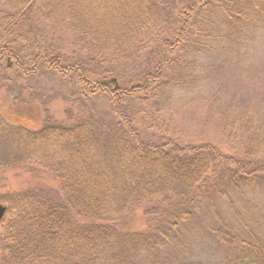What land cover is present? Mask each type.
<instances>
[{
	"label": "trees",
	"instance_id": "trees-1",
	"mask_svg": "<svg viewBox=\"0 0 264 264\" xmlns=\"http://www.w3.org/2000/svg\"><path fill=\"white\" fill-rule=\"evenodd\" d=\"M263 30L264 0H0V89L53 73L88 108L37 130L0 116V172L34 180L2 200L0 264H196L198 234L216 264H264V227L221 214L231 194L264 191L261 91L235 104L224 83L212 92L221 145L186 140L160 115L171 89L197 83L195 59ZM94 97L108 109L89 110ZM138 208L145 227L118 229Z\"/></svg>",
	"mask_w": 264,
	"mask_h": 264
},
{
	"label": "rangeland",
	"instance_id": "rangeland-1",
	"mask_svg": "<svg viewBox=\"0 0 264 264\" xmlns=\"http://www.w3.org/2000/svg\"><path fill=\"white\" fill-rule=\"evenodd\" d=\"M264 31V30H263ZM251 31L247 40L240 41L241 49L227 50L226 57L209 55L204 59V55L194 60L196 71L194 75L197 83L185 89H171L166 99L162 103L163 109L160 112L162 119L167 124L172 125L175 134L192 142L208 140L221 145L226 131L221 128L219 118L213 113L211 105V94L222 86L223 83L229 92L236 99L231 102H241L246 99L251 92L260 90L258 101L264 105V32ZM223 62V64H222ZM206 73L211 77L209 71L221 72L222 79H217L210 85L204 83ZM75 89L59 76L48 73L37 79L31 80L26 88L19 89L17 86L9 89H0V116L8 123L23 126L30 130H37L42 127L47 116L51 120L68 124L78 115L88 111L83 106L79 98L73 97L70 100L67 96ZM259 94V95H260ZM243 98V99H240ZM106 103L101 98H93L90 102V109L94 113H100L108 109ZM216 115V116H215ZM170 118V120H169ZM144 135L149 136L144 132ZM243 132H237L235 138L229 143L239 150L244 146ZM224 148H227L225 146ZM31 174L18 171L0 172V204L3 198L12 191L22 189L33 182ZM45 184L56 187L57 183L50 178H45ZM231 203L221 204V214H225L230 222L251 226L264 227V191L241 189L240 192L231 194ZM260 221V222H259ZM261 224V225H260ZM117 228L123 231L142 230L145 227L142 211L138 208L132 215L117 223ZM264 235V231L262 232ZM205 234H198L192 243V257L188 260L196 264H216V252H220L214 246L213 241Z\"/></svg>",
	"mask_w": 264,
	"mask_h": 264
},
{
	"label": "water",
	"instance_id": "water-1",
	"mask_svg": "<svg viewBox=\"0 0 264 264\" xmlns=\"http://www.w3.org/2000/svg\"><path fill=\"white\" fill-rule=\"evenodd\" d=\"M5 210H6V207L0 204V221L4 215Z\"/></svg>",
	"mask_w": 264,
	"mask_h": 264
}]
</instances>
